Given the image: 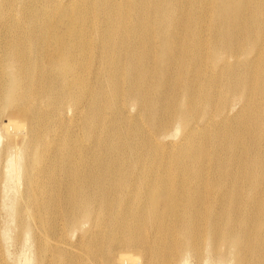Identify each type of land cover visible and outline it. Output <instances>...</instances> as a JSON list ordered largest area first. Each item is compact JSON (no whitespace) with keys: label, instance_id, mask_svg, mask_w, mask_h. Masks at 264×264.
Wrapping results in <instances>:
<instances>
[{"label":"bare ground","instance_id":"1","mask_svg":"<svg viewBox=\"0 0 264 264\" xmlns=\"http://www.w3.org/2000/svg\"><path fill=\"white\" fill-rule=\"evenodd\" d=\"M0 264H264V0H0Z\"/></svg>","mask_w":264,"mask_h":264}]
</instances>
